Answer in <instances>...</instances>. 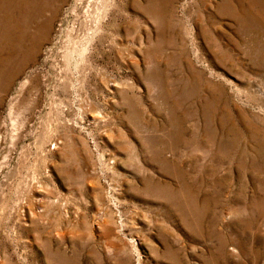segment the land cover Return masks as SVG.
Listing matches in <instances>:
<instances>
[{"label": "rangeland", "instance_id": "rangeland-1", "mask_svg": "<svg viewBox=\"0 0 264 264\" xmlns=\"http://www.w3.org/2000/svg\"><path fill=\"white\" fill-rule=\"evenodd\" d=\"M96 1L0 0V264H264V0Z\"/></svg>", "mask_w": 264, "mask_h": 264}, {"label": "bare ground", "instance_id": "bare-ground-1", "mask_svg": "<svg viewBox=\"0 0 264 264\" xmlns=\"http://www.w3.org/2000/svg\"><path fill=\"white\" fill-rule=\"evenodd\" d=\"M98 1V0H97ZM97 1H96V3H97ZM106 1H109V2H111V0H103V2L102 1H98V2H102L103 3V5H102V9L104 8V7H106V5H105V2ZM156 2V1H155ZM164 2V1H163ZM108 3V2H107ZM114 2H112V4H113ZM165 3V2H164ZM167 3V2H166ZM101 4V3H100ZM155 5V4H154ZM165 5V4H164ZM150 6H152V0H150V4L148 5V7L146 8V10H147V12L148 13H150V11H149V8H150ZM53 7V6H52ZM100 8V7H99ZM54 9V8H53ZM98 10V9H97ZM97 12H99V10L97 11ZM101 12V11H100ZM99 12V13H100ZM102 15L103 14H105V10H103L102 11V13H101ZM99 15V14H98ZM101 15V16H102ZM106 15V14H105ZM100 16V15H99ZM230 16L232 17V19L235 21V22H242V23H247L248 22V27H250V26H253V28H255V29H263L264 30V27L262 26V24H263V20H261V18L258 16V15H256V14H249V9L248 8H245L244 9V7H242V13L241 14H238V13H236L235 11L233 12V14H230ZM99 18V17H98ZM103 19V18H102ZM97 20V19H96ZM99 21V20H98ZM97 22V21H96ZM97 24V23H96ZM95 26V25H94ZM98 27H100V23H99V25H98ZM95 28V27H94ZM97 31L96 32H98V31H100L101 30V28H97L96 29ZM21 58V57H20ZM10 62V61H9ZM15 66V65H14ZM23 66V65H22ZM18 72V71H17ZM14 75V74H13ZM15 76V75H14ZM8 77V76H7ZM9 83V82H8ZM5 85V84H4ZM15 108V107H14ZM22 110V109H21ZM53 132V131H52ZM54 147H55V145H54ZM55 150V149H54ZM63 151V150H62ZM60 213V212H59ZM106 246V245H105Z\"/></svg>", "mask_w": 264, "mask_h": 264}]
</instances>
